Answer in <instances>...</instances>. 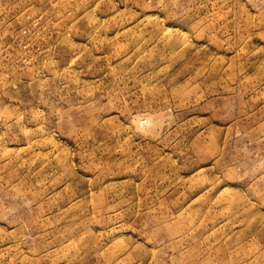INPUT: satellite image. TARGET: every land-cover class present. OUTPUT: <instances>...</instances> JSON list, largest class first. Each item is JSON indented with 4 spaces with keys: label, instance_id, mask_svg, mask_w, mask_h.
Returning <instances> with one entry per match:
<instances>
[{
    "label": "rangeland",
    "instance_id": "374dc122",
    "mask_svg": "<svg viewBox=\"0 0 264 264\" xmlns=\"http://www.w3.org/2000/svg\"><path fill=\"white\" fill-rule=\"evenodd\" d=\"M0 264H264V0H0Z\"/></svg>",
    "mask_w": 264,
    "mask_h": 264
}]
</instances>
